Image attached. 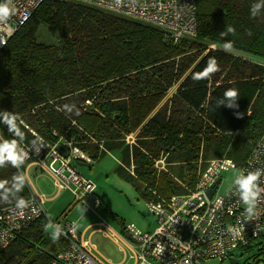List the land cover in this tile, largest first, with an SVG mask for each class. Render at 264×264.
Masks as SVG:
<instances>
[{
	"label": "trees",
	"instance_id": "1",
	"mask_svg": "<svg viewBox=\"0 0 264 264\" xmlns=\"http://www.w3.org/2000/svg\"><path fill=\"white\" fill-rule=\"evenodd\" d=\"M255 2L196 0V38L173 45L160 29L119 14L45 0L0 49V110L19 115L22 143L31 142L33 131L51 145L73 140L91 161L115 155V173L146 204L185 194L210 160L226 158L240 167L264 131V63L246 57L264 62V9L252 17ZM40 25L57 29L55 44L36 41ZM227 26L235 32L221 38ZM209 57L220 70L193 80ZM229 88L238 91V107L213 110ZM65 104L79 115L64 111ZM130 134H136L131 145ZM0 135L11 138L3 124ZM159 160L162 170L155 167ZM16 172L6 165L0 179ZM18 195L26 199L28 186ZM13 204L0 202V208ZM47 222L38 218L21 231L0 253V264H49L65 242L50 239ZM248 245L231 258L264 254L263 238Z\"/></svg>",
	"mask_w": 264,
	"mask_h": 264
},
{
	"label": "built area",
	"instance_id": "2",
	"mask_svg": "<svg viewBox=\"0 0 264 264\" xmlns=\"http://www.w3.org/2000/svg\"><path fill=\"white\" fill-rule=\"evenodd\" d=\"M43 1L45 0H13L16 12L5 28L9 33L7 39L25 24ZM72 1L112 11L158 28L173 45L197 36L196 0ZM2 47L0 45V49ZM85 104L89 105L90 102ZM30 133L31 142L22 143L27 154L23 171L27 172L31 167L38 168L53 179L57 191H69L74 202H81L87 210L97 215L96 209L102 204L94 193L95 186L74 165H89L90 158L73 140H63L51 145L35 132ZM127 138V143H131ZM58 145L67 152V157H63L62 152L57 150ZM52 166L57 170L55 173L48 170ZM155 167L162 170L164 161H156ZM232 168H264V131L240 167L226 158L210 160L198 175L193 189L185 194L147 203L155 216L154 231L141 232L133 226L123 230L126 241L130 242L128 249L132 253L134 264H204L210 260L229 264L231 253L238 247L249 246V242L264 239V192L258 203L259 214L251 221L245 217V206L229 190L224 195L217 192L223 172ZM260 183L264 189V177ZM28 188L29 196L25 199L29 202L27 208L18 211L15 204L0 208V253L35 220L46 217L43 208L45 198L35 193L30 186ZM212 188L213 194L208 198L206 193ZM54 222L62 228L60 239L65 242V246L52 255L49 264H108L81 237L74 222ZM100 226L107 229L103 222H100ZM229 226L239 228L240 234L234 236L229 233Z\"/></svg>",
	"mask_w": 264,
	"mask_h": 264
},
{
	"label": "rangeland",
	"instance_id": "3",
	"mask_svg": "<svg viewBox=\"0 0 264 264\" xmlns=\"http://www.w3.org/2000/svg\"><path fill=\"white\" fill-rule=\"evenodd\" d=\"M111 12L112 11H108ZM115 13V12H113ZM117 14V13H116ZM58 38V32L55 27L49 25H40L36 33V41L45 45H53ZM215 47L214 45L208 46ZM213 49V48H211ZM196 53L194 52V55ZM251 61L262 63L263 60L252 56H246ZM214 79V78H213ZM176 88L174 85L169 91L170 93ZM167 94V95H168ZM129 140L135 143L136 134H130ZM126 137V143L128 138ZM127 143V144H131ZM77 171L87 180L91 181L94 186V193L99 197L102 206L96 209L97 215L86 209L81 202L74 204L73 196L69 191H61L58 195L53 181L48 174L39 171L38 168L31 167L27 170V175L30 180V188L45 198L43 205L46 211L47 219L50 217L53 221L72 222L77 221V230L82 232L85 227H90L84 233V239L88 240L93 246L94 253L104 259L108 264H134L131 259V252L125 245L123 248L121 240L114 241L110 230L108 237L101 233H96L88 238L91 231L98 229L96 225L103 222L105 226L118 231L123 228L133 226L141 232H153L156 228L155 216L150 212L148 205L139 196L132 183L120 178L115 169L118 165V160L115 155L108 154L101 159L91 161L89 165L78 166L74 163ZM237 169L232 168L223 172L221 182L217 188L219 195H224L229 190L234 172ZM100 177L95 180L97 176ZM32 184V185H31ZM34 188H33V187ZM54 196V197H53ZM53 197V198H52ZM123 234L122 236H124ZM126 237V235H125ZM125 237H123L125 239ZM133 245V244H132ZM238 256V264H264V254L257 255L256 252H249L246 255ZM204 264H228L219 262L218 260H210Z\"/></svg>",
	"mask_w": 264,
	"mask_h": 264
},
{
	"label": "clouds",
	"instance_id": "4",
	"mask_svg": "<svg viewBox=\"0 0 264 264\" xmlns=\"http://www.w3.org/2000/svg\"><path fill=\"white\" fill-rule=\"evenodd\" d=\"M264 9V0H256L250 7V14L252 17H256ZM16 9L13 0H0V45L7 46V37L9 33L5 31L9 20L15 14ZM235 29L231 26H227L226 30L220 32L221 38L226 37L229 33H234ZM232 47L231 42L225 41L224 48L228 50ZM219 65L215 57H209L206 66L200 71L193 73V80H204L210 78L214 73L218 72ZM238 91L234 88H229L223 93V97L219 98L215 102V108L218 109L221 106L228 108H237V100L239 99ZM63 110L67 113H72L74 110L79 115L78 109L75 105L65 104ZM241 114L237 113L239 117ZM18 121L20 123H18ZM23 121L18 114L8 110H0V124L7 127L9 136L11 138H5L0 135V168L6 165H11L17 169L11 177V180L0 179V202L11 203L14 201L15 208L18 211H22L29 206V202L22 196L18 195L23 191L25 186H30V180L27 173L22 169L25 163L27 154L25 153L22 142L25 139V134L21 130L20 124ZM26 128L27 125H24ZM62 163V161H61ZM50 172L55 173L57 170L54 166L48 169ZM264 177V168L243 169L234 172L232 183L229 188L230 194L236 196L238 200L245 206V217L248 221L253 220L258 216V203L261 199V194L264 189L261 187V178ZM46 233H50V239L57 241L62 235V228L59 224L55 223L50 217L48 222L43 226ZM229 233L234 236L240 234V230L237 227L229 226L227 228Z\"/></svg>",
	"mask_w": 264,
	"mask_h": 264
},
{
	"label": "crops",
	"instance_id": "5",
	"mask_svg": "<svg viewBox=\"0 0 264 264\" xmlns=\"http://www.w3.org/2000/svg\"><path fill=\"white\" fill-rule=\"evenodd\" d=\"M264 62H262L261 64H263ZM176 91V89H174L173 90V92L172 93H170V95L171 94H174V92ZM169 97V94L166 96V98H168ZM29 169H31V168H29ZM28 169V170H29ZM40 171V170H39ZM50 177V176H49ZM99 177H100V175H99ZM51 178V177H50ZM51 180L53 181V179L51 178ZM31 183V182H30ZM53 184H54V181H53ZM32 185V184H31ZM54 186H55V184H54ZM33 187V186H32ZM34 188V187H33ZM56 188V187H55ZM56 191H57V189H56ZM61 191H66V190H61ZM61 191H57V194L56 195H58ZM34 192L35 193H37L36 191H35V189H34ZM38 194V193H37ZM96 195V194H95ZM97 196V195H96ZM54 197V196H53ZM52 197V198H53ZM97 198L99 199V197L97 196ZM100 200V199H99ZM74 204H77V202H74ZM46 212V211H45ZM72 222H74V221H72ZM77 221H75L74 223H75V225H76V228H77V223H76ZM99 224H100V222L99 223H97L96 225L98 226V229H95V230H93V231H91L90 232V234L88 235V238H91L92 237V235H94V234H96V233H101L102 235H105V236H107L108 237V232H106L105 230H104V228H102V226H100L99 227ZM89 228L90 227H85V229L82 231V232H78L80 235H81V237L84 239V233L86 232V231H88L89 230ZM108 230H110L111 231V233H112V237L114 238V241L115 242H117V240H121V242H122V244H120V246H122L121 248H123L125 245L127 246V248H128V244H130V242H127L126 241V238L124 239L123 237L125 236H122L123 235V232L121 231L120 233L118 232V231H115V230H113V229H111V228H109L108 226L106 227ZM106 229V230H107ZM78 231V230H77ZM85 240V239H84ZM86 241H88V240H86ZM89 242V241H88ZM104 260V259H103ZM105 261V260H104Z\"/></svg>",
	"mask_w": 264,
	"mask_h": 264
},
{
	"label": "water",
	"instance_id": "6",
	"mask_svg": "<svg viewBox=\"0 0 264 264\" xmlns=\"http://www.w3.org/2000/svg\"><path fill=\"white\" fill-rule=\"evenodd\" d=\"M57 150H58L59 152H62L61 154H62L63 157H67V152H66V151H63V147H62V146L58 145V146H57ZM78 166H85V165H83V164H78ZM98 178H99V176H97V177L95 178V180H97ZM213 190H214V189L212 188V189H210V190L207 191L206 195H207L208 198H210L211 195L213 194ZM230 262H231V264H236V263H238V260H233L232 258H230Z\"/></svg>",
	"mask_w": 264,
	"mask_h": 264
}]
</instances>
